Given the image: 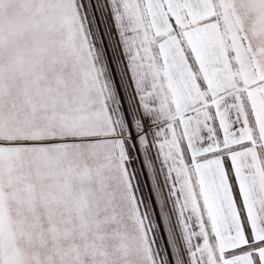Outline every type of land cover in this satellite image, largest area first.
Instances as JSON below:
<instances>
[{"label":"snow or ice","instance_id":"6c2138e0","mask_svg":"<svg viewBox=\"0 0 264 264\" xmlns=\"http://www.w3.org/2000/svg\"><path fill=\"white\" fill-rule=\"evenodd\" d=\"M0 264H264V0H0Z\"/></svg>","mask_w":264,"mask_h":264},{"label":"rangeland","instance_id":"374dc122","mask_svg":"<svg viewBox=\"0 0 264 264\" xmlns=\"http://www.w3.org/2000/svg\"><path fill=\"white\" fill-rule=\"evenodd\" d=\"M148 183L150 184V181H148ZM145 191H147V188H145Z\"/></svg>","mask_w":264,"mask_h":264}]
</instances>
